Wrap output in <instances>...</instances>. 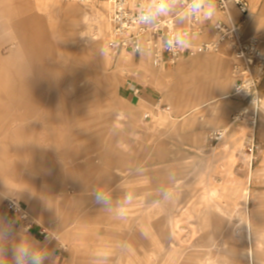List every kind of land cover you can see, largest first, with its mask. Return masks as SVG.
<instances>
[{
    "label": "rangeland",
    "instance_id": "1",
    "mask_svg": "<svg viewBox=\"0 0 264 264\" xmlns=\"http://www.w3.org/2000/svg\"><path fill=\"white\" fill-rule=\"evenodd\" d=\"M62 4L0 0V264H31L23 249L38 255L40 264H57L59 252L67 249L66 255L70 254L72 233L79 223L90 240L100 232L109 234L124 213L119 197L135 190L145 192L154 181L159 182L160 200L175 193L180 201L174 226L176 264H250L251 257V264H264V175L257 177V170L264 168L262 154L254 164L247 204L244 185V190L238 188L243 201L212 207L221 220H215L218 215L215 221L209 220L210 215L203 222L182 220L190 195L198 193L184 188L198 176L187 171L189 167L185 172L174 165L183 162L188 150H174L171 139L183 133V118L199 108V103L182 101L179 95L186 80L214 83L213 75L196 72V79L189 70L201 55L225 60L218 73L222 80L217 82L222 92L203 96L229 94L233 83L227 50L198 54L156 69L147 53L139 58L108 48L104 4L95 0H62ZM203 10L212 21L230 22L211 3ZM29 18L31 25H26ZM24 36L30 39L25 41ZM210 37L211 27L190 41L198 44ZM88 64L91 86L67 101L76 104V109L63 112L68 120L26 119L27 107H42L40 101L29 99V86L38 87V81L47 78L52 87L43 89L45 97L58 96L72 89L69 84L62 87L59 80L72 76L74 69L81 73ZM263 85L264 81L260 87L264 100ZM129 87L148 94L152 115L129 101ZM219 102L225 105L230 99ZM53 107L62 111L61 105ZM258 129L259 124L256 135L264 152ZM193 154L203 155L201 151ZM246 167L240 158L234 176L246 181ZM97 192L104 194L103 201L96 199ZM9 198L25 208L34 225L32 232L9 217L4 208ZM192 209L200 212L198 206ZM87 246L93 248L95 243L83 247ZM98 246L110 248L102 242Z\"/></svg>",
    "mask_w": 264,
    "mask_h": 264
},
{
    "label": "crops",
    "instance_id": "2",
    "mask_svg": "<svg viewBox=\"0 0 264 264\" xmlns=\"http://www.w3.org/2000/svg\"><path fill=\"white\" fill-rule=\"evenodd\" d=\"M61 1L49 0V2L63 7ZM232 15L233 21H239L240 17L235 10L232 11ZM246 20L248 36L259 37L264 40V0H251V10ZM30 23L31 19L29 18L26 20V25ZM29 39L24 36L23 40ZM190 45L195 46L197 42L190 41ZM222 63L225 64L224 59L204 55L192 61L189 70L193 77H195L194 73L196 72L211 74L213 75L214 83L205 82L200 84L201 82L198 79L200 83L195 84L186 80L184 90L179 95L182 101L199 103V108L193 110H199L197 114H193V111H191L183 118L181 124L183 133L174 135L171 139L174 150L175 148L188 150L184 152L183 162L174 163V165L182 166L185 172L187 167H189L191 169L187 171H192L198 176L196 181H193L189 187L184 188L191 191L197 190L198 193L195 195L191 194L189 205H186L188 202L185 204L186 208L184 213H182L183 221L203 222L208 220L206 215H210L209 220H221L220 214L218 215L214 212L212 207L233 205L238 201H243L239 198L238 188L241 187L244 190V185L245 203L247 204L249 200V189L251 187L249 178L246 177L245 181L234 176V170L239 163V159L241 158L243 162L246 161L244 156L240 157V155H243L242 138L246 127L231 122V117L241 109L242 103L229 96L233 87L226 96L216 95L211 99H206L203 96L204 94L222 92V85L220 86L217 83L222 80L218 75ZM77 72L74 69L72 76L65 80L62 78L59 80L62 87L69 84L72 89L71 91L60 92L58 96L53 94L45 97L43 89L52 87L51 81L47 78L46 80L38 81V87L35 85L29 86L31 89L28 90L30 92L29 99L40 101L42 107L39 110L33 106L27 107L26 119L68 120V116L63 115V112L66 114L70 108L76 109V104L72 106L67 101L85 94V91L91 86L89 81L91 68L89 64L84 71H81V73ZM22 85L26 89V81ZM138 89L141 90V93H135L134 87H129L127 98L137 108L142 111H150L147 114L152 115L153 111L148 102V94L144 90ZM205 99L206 102L202 103ZM222 99H230V102L223 105L219 102ZM57 104L61 105L62 111H54L53 106ZM263 128L264 100L262 99L258 129L259 138L262 141H264ZM214 130H224L226 135L221 142L209 147L207 135ZM196 151H201L203 155L194 156L193 153ZM260 154H262L260 160L263 163L264 152L260 150L258 155L260 156ZM173 172L175 173V170ZM263 175L264 168L257 170L258 178ZM158 190L159 182L154 181L150 183V187L148 186L145 192L135 190L134 192H126L124 197L120 196L119 206L120 209L124 208V213L118 216L119 224L112 226L110 233H107V235L104 232L98 233L94 241L90 240L89 236L84 237V227L79 223L72 233L73 239L70 254L66 255L67 249L59 252L57 254V264H176L174 256L176 230H174V226L179 216V213H176V205L179 206L180 201L176 200L175 193L168 194L165 200H160ZM177 197H179V194ZM184 197L186 198V195ZM259 204L262 203L260 202ZM192 206H198L200 212L197 213L196 209H192ZM215 215H218V218L215 219ZM247 232V237L250 241L252 237L251 230L248 229ZM93 242L95 247H83L85 244L90 245ZM100 242L103 245H109L110 248L99 249L98 244ZM160 254L162 255L161 259ZM249 263H253V257H251V262Z\"/></svg>",
    "mask_w": 264,
    "mask_h": 264
},
{
    "label": "built area",
    "instance_id": "3",
    "mask_svg": "<svg viewBox=\"0 0 264 264\" xmlns=\"http://www.w3.org/2000/svg\"><path fill=\"white\" fill-rule=\"evenodd\" d=\"M95 1L107 7L108 48L139 58L147 53L156 69L175 66L181 60L198 54L227 50L233 83L229 96L242 103L241 109L231 117V122L250 129L243 139V155L251 182L254 164L261 150L256 134L262 106L260 87L264 81V40L246 34L251 0ZM209 3L230 22L212 21L203 10V6ZM233 10L238 13L239 21H233ZM210 27L212 37L195 46L190 45V40L205 35ZM134 92L139 93V89H134ZM225 135L224 130L210 131L208 146L221 142ZM4 208L9 217L23 225L27 232L33 231L31 218L19 201L6 199Z\"/></svg>",
    "mask_w": 264,
    "mask_h": 264
},
{
    "label": "clouds",
    "instance_id": "4",
    "mask_svg": "<svg viewBox=\"0 0 264 264\" xmlns=\"http://www.w3.org/2000/svg\"><path fill=\"white\" fill-rule=\"evenodd\" d=\"M96 199L98 201H103L104 194L102 192H97ZM23 251L25 255L29 257L31 264H40V257L38 255L28 253L27 249H23Z\"/></svg>",
    "mask_w": 264,
    "mask_h": 264
},
{
    "label": "bare ground",
    "instance_id": "5",
    "mask_svg": "<svg viewBox=\"0 0 264 264\" xmlns=\"http://www.w3.org/2000/svg\"><path fill=\"white\" fill-rule=\"evenodd\" d=\"M249 131H250V129L246 127V131H245V133H244V136H245ZM244 136H243V137H244Z\"/></svg>",
    "mask_w": 264,
    "mask_h": 264
}]
</instances>
